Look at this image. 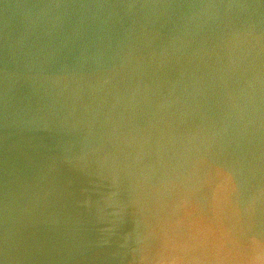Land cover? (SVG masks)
Wrapping results in <instances>:
<instances>
[{
    "label": "water",
    "instance_id": "1",
    "mask_svg": "<svg viewBox=\"0 0 264 264\" xmlns=\"http://www.w3.org/2000/svg\"><path fill=\"white\" fill-rule=\"evenodd\" d=\"M0 264H264V0H0Z\"/></svg>",
    "mask_w": 264,
    "mask_h": 264
}]
</instances>
